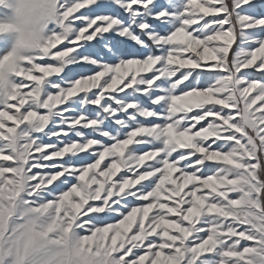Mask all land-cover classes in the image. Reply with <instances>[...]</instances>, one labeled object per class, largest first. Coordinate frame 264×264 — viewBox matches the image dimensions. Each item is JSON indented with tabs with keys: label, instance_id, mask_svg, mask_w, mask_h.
Wrapping results in <instances>:
<instances>
[{
	"label": "snow or ice",
	"instance_id": "obj_1",
	"mask_svg": "<svg viewBox=\"0 0 264 264\" xmlns=\"http://www.w3.org/2000/svg\"><path fill=\"white\" fill-rule=\"evenodd\" d=\"M57 6L39 53L0 60V248L44 213L98 264H264V3Z\"/></svg>",
	"mask_w": 264,
	"mask_h": 264
},
{
	"label": "clouds",
	"instance_id": "obj_2",
	"mask_svg": "<svg viewBox=\"0 0 264 264\" xmlns=\"http://www.w3.org/2000/svg\"><path fill=\"white\" fill-rule=\"evenodd\" d=\"M58 0H0V10L7 13L0 18V38H10L7 53L16 63L39 53L50 35L49 26L63 27L59 15ZM6 77L11 73L7 64L2 66ZM15 242L0 248V264H98L102 259L83 251L76 234L65 233L58 228L48 231L54 224L52 214H35L34 221L29 216L22 217Z\"/></svg>",
	"mask_w": 264,
	"mask_h": 264
},
{
	"label": "rangeland",
	"instance_id": "obj_3",
	"mask_svg": "<svg viewBox=\"0 0 264 264\" xmlns=\"http://www.w3.org/2000/svg\"><path fill=\"white\" fill-rule=\"evenodd\" d=\"M154 2L158 3L162 8L166 6V0H154ZM260 2L264 3V0H260ZM133 7L134 8H140V5H134ZM81 11H84V10H81ZM101 12H102V14H119V15H123L125 18H127V13H123L122 10H120L118 12V6H115V5H113L112 8H110V9L101 10ZM6 16H7V13L4 12L3 10H0V18H5ZM148 19H149V22L154 27H156L158 31L163 33L164 26L161 25L159 21L155 20L152 17H149ZM54 28H55L54 26H49L48 32L51 33V31ZM89 31H91V30H89ZM136 31H137V33L140 32L139 29H136ZM124 39L125 38H115L114 37L111 40V44L115 48V54L116 55H123V56H130L131 54L139 55V52H140L139 46H135L133 42L122 43L121 41H123ZM10 46H11L10 38H7V37L0 38V56H3L5 53H7L10 49ZM62 48H63V44L57 45L56 48L53 49V51H56L57 49H62ZM102 48H103V46H100L94 50L96 56H101L105 60H113L115 58L113 53H109L107 51V49L101 50ZM89 51H93V50H89ZM47 62H52V61H47ZM69 68L72 69V71L74 73H79V71H80L78 68H76V66H69ZM146 75H150V74H146ZM257 78H260V73H257ZM143 103L145 105H148V104H150V101H148L145 98L143 100Z\"/></svg>",
	"mask_w": 264,
	"mask_h": 264
}]
</instances>
